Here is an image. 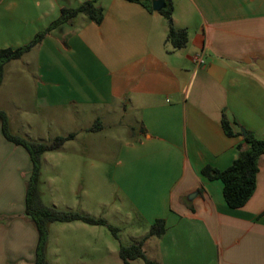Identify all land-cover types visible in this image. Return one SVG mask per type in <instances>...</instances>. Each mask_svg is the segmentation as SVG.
Masks as SVG:
<instances>
[{
	"label": "crops",
	"instance_id": "obj_1",
	"mask_svg": "<svg viewBox=\"0 0 264 264\" xmlns=\"http://www.w3.org/2000/svg\"><path fill=\"white\" fill-rule=\"evenodd\" d=\"M87 1L103 9L100 24L80 14L28 53L36 110L31 123L25 117L21 122L26 137L75 134L57 156L44 155L60 173V165H87L80 155L64 153L86 139L97 119L103 122L97 133L122 126L127 136L112 173L116 194L146 225L139 241L157 220L166 223L163 236L144 243L150 261L264 264V157L256 191L240 209L227 205L221 181L201 173L206 166L223 171L233 164L238 147L247 146L242 129L264 138V0H169L175 26L189 34L187 46L171 53L168 22L148 10L146 0H0V50L28 44L63 8ZM201 54L203 63L196 64ZM6 83L7 76L0 97ZM223 114L236 136L226 135ZM113 115L130 120L111 125ZM31 173L29 153L5 138L0 122V264H35L39 234L25 215ZM69 191L70 198L57 191L46 204L85 212L77 175ZM59 224L65 225L67 248L80 250L74 260H121L119 248L106 256L98 226Z\"/></svg>",
	"mask_w": 264,
	"mask_h": 264
},
{
	"label": "rangeland",
	"instance_id": "obj_2",
	"mask_svg": "<svg viewBox=\"0 0 264 264\" xmlns=\"http://www.w3.org/2000/svg\"><path fill=\"white\" fill-rule=\"evenodd\" d=\"M22 59V61L16 60L7 64L5 72L7 83L1 93L0 107L11 112L13 117L10 118L11 131L25 135L21 122L24 120L23 117H25L31 123L36 110V100L34 97L33 76L30 74L33 71V65L30 62L31 57L27 54ZM26 62L29 63L28 66ZM119 120L126 125L130 118L117 116L114 119L113 115L110 118V123L113 125ZM58 129L53 130L55 135L60 134ZM97 132H89L86 139H81L79 144L73 143L64 153V155L74 157L80 155L87 165L74 163L60 165L59 173L55 162L49 158L57 156V153L53 152L47 158L43 156L41 161V181L42 194L44 193L45 196L43 197L42 195V199L45 204H48L49 201H52L53 195L57 194V191L61 196L70 198L69 190L76 181L77 175V190L80 193L82 192L81 198L83 199V209L85 210V212H81V210H78V212L96 218H103L112 223V225H118L121 229L120 240H117L107 228L99 227L102 232L99 236L104 239V252L108 256L113 249L118 252L120 243L124 245L137 243L140 239L139 237L147 229L146 225L140 224L136 219L134 210L125 198L116 194L115 185L112 181V173L119 152L120 141L127 136L125 128L122 126H110L101 133ZM46 135V132L41 133V137L44 139H46ZM54 138L56 137L54 136ZM54 138L46 141L42 140V142H49ZM98 202L101 204L98 205ZM64 226L59 223L52 224L47 247L48 262L49 264H81V259L74 260L75 254H80V250H76L74 253L72 248H67L66 246ZM107 261L110 264H116L117 261L119 264H123L116 256L115 259L107 257L105 263ZM134 264L145 263L142 260H138Z\"/></svg>",
	"mask_w": 264,
	"mask_h": 264
},
{
	"label": "trees",
	"instance_id": "obj_3",
	"mask_svg": "<svg viewBox=\"0 0 264 264\" xmlns=\"http://www.w3.org/2000/svg\"><path fill=\"white\" fill-rule=\"evenodd\" d=\"M149 11L152 10V2L146 0L142 3ZM174 7L171 1H167V8L160 14L168 22V35L166 44L170 45L168 52H175L185 48L189 41L186 29L177 28L173 20ZM85 15L89 20L100 24L104 19V11L96 4V1H87L76 8H63L59 18L51 26L37 34L31 42L18 48L0 50V88L5 79L7 64L21 60L34 47L39 45L45 35L59 24L71 21L78 15ZM0 122L5 138L16 146L23 147L30 155L32 161V173L27 183L25 215L35 225L39 234V244L36 250L35 264H49L47 259V247L50 235V226L53 223L81 222L89 226L107 228L115 239L120 240V228L109 224L103 218H96L78 211L62 210L54 205H47L42 199L41 161L49 152L60 151L63 146L75 138V134L59 136L49 142L35 141L26 136L13 134L10 130V119L6 112L0 110ZM222 127L229 137H234L232 123L223 114ZM103 129L101 121L97 120L89 131L96 132ZM246 147L239 146L238 157L226 170H218L212 166L202 169V175L208 180H219L223 185V196L231 209L243 208L252 198L257 187V176L260 171V160L264 157V138H257L248 134L244 138ZM167 228L164 220H157L148 234L138 243L132 245H119V256L124 264H132L133 261L142 260L145 264H157L148 259L144 251V243L150 237H161Z\"/></svg>",
	"mask_w": 264,
	"mask_h": 264
},
{
	"label": "water",
	"instance_id": "obj_4",
	"mask_svg": "<svg viewBox=\"0 0 264 264\" xmlns=\"http://www.w3.org/2000/svg\"><path fill=\"white\" fill-rule=\"evenodd\" d=\"M152 7H153L154 11L161 12L163 9L167 8V2H166V0H154L152 2ZM258 66L260 69H263L260 64H258ZM242 134L244 137H247V135H248V133L244 129H242Z\"/></svg>",
	"mask_w": 264,
	"mask_h": 264
},
{
	"label": "built area",
	"instance_id": "obj_5",
	"mask_svg": "<svg viewBox=\"0 0 264 264\" xmlns=\"http://www.w3.org/2000/svg\"><path fill=\"white\" fill-rule=\"evenodd\" d=\"M202 57H203V54L195 56V57H194V62H195L196 64L203 63V62H202Z\"/></svg>",
	"mask_w": 264,
	"mask_h": 264
}]
</instances>
